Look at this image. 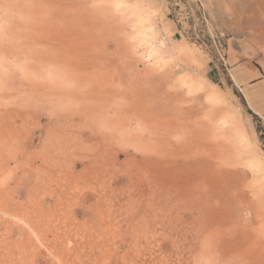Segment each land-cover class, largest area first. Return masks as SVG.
Here are the masks:
<instances>
[{"label":"rangeland","instance_id":"1","mask_svg":"<svg viewBox=\"0 0 264 264\" xmlns=\"http://www.w3.org/2000/svg\"><path fill=\"white\" fill-rule=\"evenodd\" d=\"M39 1L0 0V264H228L264 226V0Z\"/></svg>","mask_w":264,"mask_h":264},{"label":"bare ground","instance_id":"2","mask_svg":"<svg viewBox=\"0 0 264 264\" xmlns=\"http://www.w3.org/2000/svg\"><path fill=\"white\" fill-rule=\"evenodd\" d=\"M81 0H78L76 2L75 0H62V5L66 9L70 10H78L83 7L81 4ZM38 4V5H37ZM36 8L37 13H53V9L50 7L51 5H47L39 0L36 2ZM61 6V7H63ZM72 22H70L67 26L71 27ZM225 115L233 116V114L230 111H225ZM180 131L185 133V141H190L189 146L191 147L188 150H181L180 142L183 141V138L176 137L178 141L172 142L171 145L173 147L178 148L179 152L182 153L183 156H195L198 153L206 154V157L208 159V162L205 160H202L200 162H196L195 165L200 166L203 171L201 176H210L209 172L210 169H214L216 165L220 164L222 159H226L224 156H222V149L221 144L216 143L211 136L205 135L203 137H200L199 133L195 131L194 126L190 124V122L185 123V125L180 126ZM158 131H155V133ZM162 138L166 141L168 140L169 135L167 132H162ZM179 131H177L178 133ZM175 136V135H174ZM177 136V135H176ZM196 143H198L199 147H196ZM250 204V203H247ZM248 210L253 213L254 215H257L261 209L262 203H256V206L250 204L248 205ZM242 242L239 243H232V248L229 249V258H228V264H264V226L260 224L257 228L252 230V232H245L242 234ZM240 248H239V246Z\"/></svg>","mask_w":264,"mask_h":264},{"label":"crops","instance_id":"3","mask_svg":"<svg viewBox=\"0 0 264 264\" xmlns=\"http://www.w3.org/2000/svg\"><path fill=\"white\" fill-rule=\"evenodd\" d=\"M243 20L245 21V24L246 25H252V22L255 20V23H256V25H255V27L259 30L260 28H261V26H260V23H259V20L256 18H251V17H245V19L243 18ZM251 73H252V75H254V76H263V74L261 73V72H257V71H255V70H252L251 71Z\"/></svg>","mask_w":264,"mask_h":264}]
</instances>
